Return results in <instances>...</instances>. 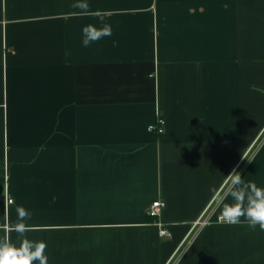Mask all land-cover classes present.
<instances>
[{"label":"crops","instance_id":"0c3cea01","mask_svg":"<svg viewBox=\"0 0 264 264\" xmlns=\"http://www.w3.org/2000/svg\"><path fill=\"white\" fill-rule=\"evenodd\" d=\"M73 3L0 0V241H44L48 264H264V231L220 218L233 169L264 187V0ZM89 24L111 35L84 46Z\"/></svg>","mask_w":264,"mask_h":264},{"label":"clouds","instance_id":"9594fccd","mask_svg":"<svg viewBox=\"0 0 264 264\" xmlns=\"http://www.w3.org/2000/svg\"><path fill=\"white\" fill-rule=\"evenodd\" d=\"M73 7L86 12L87 0H74ZM111 31V26L108 24L102 27L86 25L82 28L81 43L88 46L91 42L111 35ZM225 178L228 182V195L232 199L231 202L223 203L220 218L229 224L247 223L254 229L258 226L264 231V187L258 186L255 182H245L240 172L235 169ZM17 213L20 219L13 227L17 232L23 233L25 230L23 218L29 213L20 205H17ZM46 247L44 241L23 239L17 247L7 240H2L0 241V264H48Z\"/></svg>","mask_w":264,"mask_h":264},{"label":"built area","instance_id":"2783aa9c","mask_svg":"<svg viewBox=\"0 0 264 264\" xmlns=\"http://www.w3.org/2000/svg\"><path fill=\"white\" fill-rule=\"evenodd\" d=\"M164 125H165V119L163 117L158 116L157 120L153 124L148 125V130L151 133L158 135L165 131ZM163 204L164 203L160 200L153 202L148 209V215H150L153 218L159 217ZM207 222H208L207 219L198 220L194 226L196 228H202ZM158 225L160 229L159 230L160 237L168 238L171 236V232L164 226L162 222H160Z\"/></svg>","mask_w":264,"mask_h":264},{"label":"rangeland","instance_id":"374dc122","mask_svg":"<svg viewBox=\"0 0 264 264\" xmlns=\"http://www.w3.org/2000/svg\"><path fill=\"white\" fill-rule=\"evenodd\" d=\"M197 234L194 235V237L196 236Z\"/></svg>","mask_w":264,"mask_h":264}]
</instances>
